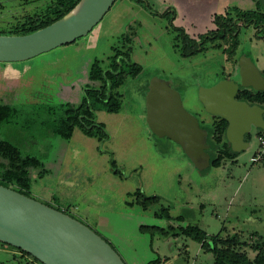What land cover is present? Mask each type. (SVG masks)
I'll return each instance as SVG.
<instances>
[{
	"label": "rangeland",
	"instance_id": "rangeland-1",
	"mask_svg": "<svg viewBox=\"0 0 264 264\" xmlns=\"http://www.w3.org/2000/svg\"><path fill=\"white\" fill-rule=\"evenodd\" d=\"M51 1L0 0V32ZM131 1L133 5L115 0L91 31L71 43L31 59L0 62V103L18 110L14 119L0 123V140L38 160L30 169L29 197L89 226L125 264L157 258L158 264H214L201 243L179 234L190 226L204 231L207 243L218 234L223 239L236 235L239 246L234 248H244L252 259V247L264 239V150L259 140L264 119L261 126L251 125L241 143H231L226 133L218 143L210 130L218 118L204 109L199 92L223 79L238 83L235 58L257 66L264 60V28L237 20L243 14H264V0H144L159 15ZM219 15L240 26L235 58L223 41L181 56L176 29L199 42L216 29ZM118 51L128 52L139 67L110 90L120 102L118 110L94 112L102 131L95 128V134L86 135L76 125L70 137H63L50 109L81 104L86 89L102 86L101 79L91 78L92 67L106 69ZM152 79L176 89L184 108L209 128L196 161L149 129L145 97ZM217 157L219 165L212 166ZM152 196L158 200L143 206L140 198ZM164 209L171 219L161 215ZM147 227L163 232L151 235ZM0 264L42 263L17 250L15 255L0 251Z\"/></svg>",
	"mask_w": 264,
	"mask_h": 264
},
{
	"label": "water",
	"instance_id": "water-1",
	"mask_svg": "<svg viewBox=\"0 0 264 264\" xmlns=\"http://www.w3.org/2000/svg\"><path fill=\"white\" fill-rule=\"evenodd\" d=\"M115 0H80L64 17L24 35H0V62L31 59L87 34L100 22ZM82 3L81 8L73 13ZM240 83L223 79L201 89L204 109L225 119L226 136L233 144L243 141L251 125L263 124L262 110L237 100L239 87L260 90L264 80L248 58L239 60ZM146 122L157 136L177 143L196 161L204 147V131L183 106L179 92L152 79L145 97ZM0 242L28 253L42 264H125L97 232L67 213L0 185Z\"/></svg>",
	"mask_w": 264,
	"mask_h": 264
},
{
	"label": "trees",
	"instance_id": "trees-1",
	"mask_svg": "<svg viewBox=\"0 0 264 264\" xmlns=\"http://www.w3.org/2000/svg\"><path fill=\"white\" fill-rule=\"evenodd\" d=\"M19 1L22 2L26 0ZM79 1L80 0H52L42 11L24 15L20 19L11 22V26L5 31L0 32V35H24L48 26L67 15ZM133 1L141 3L149 12L158 14L144 0ZM2 9L3 4L0 2V11ZM237 20L241 25L246 27L252 26L253 28H258L260 26L264 28V14H243L241 17H237ZM214 23L216 29L202 35L199 42L186 36L183 30L176 29L178 33L177 36H180L182 39L180 55L189 57L202 52L205 48V44L208 42L223 41L225 47L228 48V55L231 57L234 56L238 47L237 33L240 26L236 24V20L227 19L221 15L216 16ZM115 55L116 56L109 60L106 69L100 70L96 64L92 67L91 78L101 79L102 86L99 88L93 87L86 89L81 104L76 107L69 104H62L56 109H50V112L53 111L55 113L56 121L53 126L63 137H70L72 129L76 125L79 126L86 135L95 134L96 131L93 130L95 128L102 131L103 125L94 122V112L99 110L116 112L118 110L120 102L110 90L121 84L125 73L134 74L139 70V67L131 61L128 52L118 51ZM117 57L120 58V61H118L119 59L117 60ZM107 84L109 90H106ZM236 99L264 106V88L253 90L251 88L239 87ZM17 113L18 110L15 106L0 103V123L14 119ZM217 118L218 120L214 122L210 130L215 140L219 143L225 135L228 123L219 116H217ZM201 129L205 131L209 128L201 127ZM262 134L264 136V130ZM247 137H249L248 134ZM221 152L225 154L224 150H221ZM219 160L220 157H217L211 162V165L218 166ZM37 165L38 160L35 157L23 155L15 145L8 141L0 140V185L29 196L30 169L37 167ZM140 199L142 200L143 206L146 207L152 201L156 202L158 197L152 196ZM161 215L165 216L166 219H171L169 213L165 209L162 210ZM144 230L145 229H143V231ZM146 230L150 232L151 235L163 232V229L159 227H147ZM179 234H183L201 243L202 248L205 249L204 251L213 254L214 264H264V239L252 247L256 255L251 259L244 251V248L242 250L234 248L235 246H239L236 235L231 238L223 239L220 237V234H218L212 236L207 243L205 241L207 238L206 233L196 226L180 228ZM2 244L13 248L8 244ZM159 261V258H157L147 264H158Z\"/></svg>",
	"mask_w": 264,
	"mask_h": 264
},
{
	"label": "crops",
	"instance_id": "crops-1",
	"mask_svg": "<svg viewBox=\"0 0 264 264\" xmlns=\"http://www.w3.org/2000/svg\"><path fill=\"white\" fill-rule=\"evenodd\" d=\"M121 2H128L129 4L133 5V3H132L131 0H121ZM232 57L235 58V56H232ZM230 59H231V61H234L232 58H230ZM235 59L237 60V62H236V69L239 72V60H240V57L235 58ZM257 63H259L258 66L256 64H254V63H253V65L256 67L257 71L260 72V73H262V75L264 76V66H263L264 60H262V62L260 61V62H257ZM239 83H240V76H239V82H238V84ZM248 104L251 105V106H254V105L259 106L260 109L262 110V118L264 119V106H261V105L255 104V103H252V104L251 103H248ZM10 248L11 247L4 246L2 244V242H0V251L1 252L11 253V254H14L15 255L16 251L19 250V249L14 248V247H13V249H10ZM15 249H17V250L15 251ZM19 254H23V253H19Z\"/></svg>",
	"mask_w": 264,
	"mask_h": 264
},
{
	"label": "bare ground",
	"instance_id": "bare-ground-1",
	"mask_svg": "<svg viewBox=\"0 0 264 264\" xmlns=\"http://www.w3.org/2000/svg\"><path fill=\"white\" fill-rule=\"evenodd\" d=\"M81 6H82V3L80 4V5H78L75 9H74V11H73V13H76L80 8H81ZM96 264H108L107 263V261L103 258V257H98L97 259H96Z\"/></svg>",
	"mask_w": 264,
	"mask_h": 264
},
{
	"label": "built area",
	"instance_id": "built-area-1",
	"mask_svg": "<svg viewBox=\"0 0 264 264\" xmlns=\"http://www.w3.org/2000/svg\"><path fill=\"white\" fill-rule=\"evenodd\" d=\"M259 140H260V146L264 150V138L262 136H259ZM258 159H259L258 157L252 158L253 161H256Z\"/></svg>",
	"mask_w": 264,
	"mask_h": 264
}]
</instances>
